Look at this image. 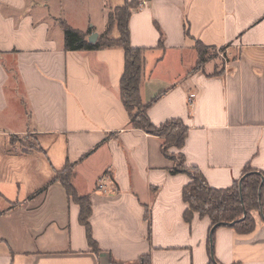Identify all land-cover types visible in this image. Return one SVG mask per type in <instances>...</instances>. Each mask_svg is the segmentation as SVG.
<instances>
[{
  "label": "crops",
  "instance_id": "obj_1",
  "mask_svg": "<svg viewBox=\"0 0 264 264\" xmlns=\"http://www.w3.org/2000/svg\"><path fill=\"white\" fill-rule=\"evenodd\" d=\"M125 1L0 0V264L209 263L208 218L183 219L188 173L171 174L162 139L130 125L123 49L64 48L63 23L99 35ZM144 2L128 30L130 45L147 48L139 89L153 100L150 122L187 126L184 163L214 189L247 163L264 175V0ZM196 40L229 60L215 72L206 56L195 70ZM28 131L37 147L18 152L11 140ZM66 164L76 195L89 196L97 253L78 203L52 180ZM255 217L245 235L216 228V262L264 264V219Z\"/></svg>",
  "mask_w": 264,
  "mask_h": 264
},
{
  "label": "trees",
  "instance_id": "obj_2",
  "mask_svg": "<svg viewBox=\"0 0 264 264\" xmlns=\"http://www.w3.org/2000/svg\"><path fill=\"white\" fill-rule=\"evenodd\" d=\"M141 0H126L120 6L113 7L106 12L107 21L104 32L99 34L97 39L90 43L87 38L91 30L82 32L75 30L66 24H62L64 48L67 51H89L92 49H106L116 47L123 49L124 66L122 76L119 81L120 99L128 113L130 125L134 128H141L149 134L157 135L162 139V153L168 159L172 158L170 149L177 150L178 164L170 169L171 174L185 173L189 175V182L182 188V199L186 203V210L183 214L185 222H189L194 214L199 218L207 217L210 222L209 232L213 226L211 235L208 234L207 249L211 258L208 264H219L213 255L214 231L217 227L228 226L237 234L245 235L253 231L257 225L256 214H260L264 219L263 187L264 175L261 171H255L247 163L239 180L233 182L228 188L210 187L202 173L195 167H189L184 163V157L180 150L186 138L187 126L179 120H171L161 125H153L146 115V110L150 102L144 103L140 97L139 86L144 77V53L147 48L133 47L129 43L128 20L130 13L139 5ZM116 30L117 35H111ZM195 52L197 55V67L206 60L209 48L198 40L195 42ZM159 44L162 46L161 41ZM221 49V48H220ZM155 100V98H153ZM172 150V152H173ZM174 153V152H173ZM66 168V169H65ZM72 165L56 172L53 181H59L66 189V193L79 205L80 223L86 226L87 240L94 253H97L98 246L90 237V200L88 195H76L71 184ZM146 264L149 260L145 261ZM109 264H120L115 260Z\"/></svg>",
  "mask_w": 264,
  "mask_h": 264
},
{
  "label": "rangeland",
  "instance_id": "obj_3",
  "mask_svg": "<svg viewBox=\"0 0 264 264\" xmlns=\"http://www.w3.org/2000/svg\"><path fill=\"white\" fill-rule=\"evenodd\" d=\"M114 31L115 30H113L111 32V35L116 36L117 32L115 35V34H113ZM226 52H229V51L224 50V52H222L218 48H215V49L209 50L208 55H206L207 58H209V57L211 58L210 62H211V65H213V69L215 72L218 71L229 60V57H227V55H229V54L226 55ZM187 58L191 59V56L189 57V55H187ZM195 62H192V65L195 64V68H194L195 70H197L198 68H202L204 66V63H203L199 67H197V63H198L197 60ZM34 135H35L34 133L28 131L23 136H16V137L12 138L11 141H12V143H15L16 147H18V149H19L18 152L27 151L31 148L36 149L37 144H36V139H35ZM172 150L173 149H170L168 151V153L170 152V155L173 158V163L176 165V164H178L177 163L178 162V152L175 151L173 153ZM208 234H209V232H208Z\"/></svg>",
  "mask_w": 264,
  "mask_h": 264
},
{
  "label": "water",
  "instance_id": "obj_4",
  "mask_svg": "<svg viewBox=\"0 0 264 264\" xmlns=\"http://www.w3.org/2000/svg\"><path fill=\"white\" fill-rule=\"evenodd\" d=\"M97 36H98V34H97L96 32H92V33L88 36L87 40H88L90 43H92V42H94V41L96 40ZM215 227H216V225L212 227V229H211L210 232H209V236L211 235V232H212V230H213Z\"/></svg>",
  "mask_w": 264,
  "mask_h": 264
},
{
  "label": "built area",
  "instance_id": "obj_5",
  "mask_svg": "<svg viewBox=\"0 0 264 264\" xmlns=\"http://www.w3.org/2000/svg\"><path fill=\"white\" fill-rule=\"evenodd\" d=\"M145 2H144V0H141L140 2H139V5H138V7L137 8H139L141 5H143ZM100 187H101V185H100Z\"/></svg>",
  "mask_w": 264,
  "mask_h": 264
}]
</instances>
